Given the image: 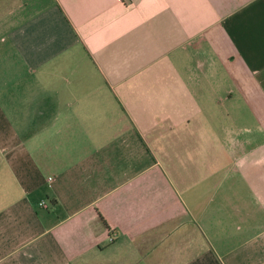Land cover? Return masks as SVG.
Instances as JSON below:
<instances>
[{
	"label": "crops",
	"instance_id": "crops-1",
	"mask_svg": "<svg viewBox=\"0 0 264 264\" xmlns=\"http://www.w3.org/2000/svg\"><path fill=\"white\" fill-rule=\"evenodd\" d=\"M0 264H264V0H0Z\"/></svg>",
	"mask_w": 264,
	"mask_h": 264
},
{
	"label": "built area",
	"instance_id": "built-area-1",
	"mask_svg": "<svg viewBox=\"0 0 264 264\" xmlns=\"http://www.w3.org/2000/svg\"><path fill=\"white\" fill-rule=\"evenodd\" d=\"M40 205L44 206V207L46 206V204L44 202H40Z\"/></svg>",
	"mask_w": 264,
	"mask_h": 264
}]
</instances>
